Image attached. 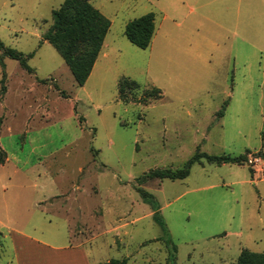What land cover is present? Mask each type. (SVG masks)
Masks as SVG:
<instances>
[{"label": "rangeland", "instance_id": "374dc122", "mask_svg": "<svg viewBox=\"0 0 264 264\" xmlns=\"http://www.w3.org/2000/svg\"><path fill=\"white\" fill-rule=\"evenodd\" d=\"M65 1L0 0V41L33 54L27 69L0 50V264H16L21 234L80 247L88 264H237L240 243L264 254L247 168L204 161L184 181L146 178L198 151L259 164L264 0H93L111 28L82 87L44 40ZM151 13L142 50L125 30ZM124 79L139 88L122 101Z\"/></svg>", "mask_w": 264, "mask_h": 264}, {"label": "trees", "instance_id": "16d2710c", "mask_svg": "<svg viewBox=\"0 0 264 264\" xmlns=\"http://www.w3.org/2000/svg\"><path fill=\"white\" fill-rule=\"evenodd\" d=\"M92 1L66 0L59 9L53 12V25L44 34V40L53 45L62 56L73 73L75 81L81 87L90 78L111 28V21L92 5ZM155 30V15L151 13L130 22L126 27L125 35L134 46L146 50L152 43ZM0 50L3 51L4 56L19 60L25 68H27V60L33 56V54L26 56L16 50L6 49L1 41ZM132 88L137 89L139 85L129 79L120 82L119 92L122 101L127 89ZM146 95L156 96L158 99L162 97L157 88L146 92ZM249 155H251L250 152L237 157L229 155L210 156L198 151L182 170H154L149 172L146 178L183 180L189 176L192 167L197 163H202V160L218 166L223 164L244 165L249 162ZM257 156L263 157L264 160V154L261 152ZM0 163H5L2 155H0ZM139 191L145 199L151 197L147 192ZM105 264H126V262L112 260ZM237 264H264V254L253 253L244 249Z\"/></svg>", "mask_w": 264, "mask_h": 264}, {"label": "crops", "instance_id": "0c3cea01", "mask_svg": "<svg viewBox=\"0 0 264 264\" xmlns=\"http://www.w3.org/2000/svg\"><path fill=\"white\" fill-rule=\"evenodd\" d=\"M260 152H257V154ZM263 154V152H261ZM207 154V153H202ZM256 154V155H257ZM209 155V154H207ZM213 156V155H210ZM224 156V155H223ZM250 156V155H249ZM256 160L259 162V164H256L254 166H249L248 163L244 165H233L232 169L240 170L241 168H247L250 171V178L246 179L247 184L252 185L256 188V193L259 196V199L264 202V190L263 186H261L264 182L263 178V165L264 160L263 157L256 156ZM206 160H202V163H197L200 165H203V162ZM250 161V159H249ZM208 163V162H207ZM195 164V165H197ZM209 164V163H208ZM194 165V166H195ZM224 165H230V164H223ZM218 166V165H217ZM193 168V167H192ZM192 171V169H191ZM191 175V172L189 176L186 178L188 179ZM183 180H171V181H184ZM151 180V179H150ZM161 181L170 180V179H158ZM147 192L144 189H139ZM149 194V192H147ZM151 197L148 199H154V195H150ZM144 198V197H143ZM145 199V198H144ZM147 199V198H146ZM145 199V200H146ZM264 230V228H263ZM238 234V233H235ZM228 234H225V237ZM22 240H17L15 242V263L16 264H88V257L86 256L85 252L82 251V249L79 248H72L67 246H51L49 244H45L37 239H33L28 237L27 235L21 234ZM244 250L242 247V244L240 243V254ZM175 253H177V247H175ZM256 253V252H255ZM262 254V253H259ZM62 258V259H61ZM69 258H72V263H69ZM177 258L175 257V260ZM68 260V262H67Z\"/></svg>", "mask_w": 264, "mask_h": 264}]
</instances>
